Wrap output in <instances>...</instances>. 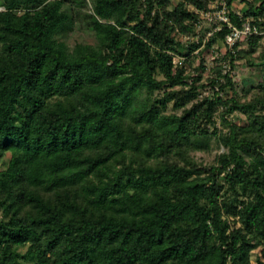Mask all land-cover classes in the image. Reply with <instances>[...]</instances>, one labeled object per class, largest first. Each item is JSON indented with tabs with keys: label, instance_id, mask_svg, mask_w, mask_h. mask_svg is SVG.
Listing matches in <instances>:
<instances>
[{
	"label": "trees",
	"instance_id": "trees-1",
	"mask_svg": "<svg viewBox=\"0 0 264 264\" xmlns=\"http://www.w3.org/2000/svg\"><path fill=\"white\" fill-rule=\"evenodd\" d=\"M220 1L1 2L0 264H264V0H228L261 33L210 68Z\"/></svg>",
	"mask_w": 264,
	"mask_h": 264
},
{
	"label": "rangeland",
	"instance_id": "rangeland-1",
	"mask_svg": "<svg viewBox=\"0 0 264 264\" xmlns=\"http://www.w3.org/2000/svg\"><path fill=\"white\" fill-rule=\"evenodd\" d=\"M2 1L3 0H0V4ZM174 2L177 3L178 0H174ZM90 7H91V5H89V10H90ZM234 7L238 11V10H241L242 8H246L247 6L243 3L242 0H236ZM3 9L4 8L0 5V10H3ZM206 23L207 22L205 20H203L202 27H197L196 33H199L200 35H205L206 37H210L209 33L213 31V27H210ZM193 38H194L193 35H191V36H185L184 35L181 38V40H182V42H184L186 44L188 41H191ZM67 39H68L70 44H74L76 42L94 43L96 40L93 33L84 27H78V28L74 29L73 32H70L68 34ZM263 42H264V39H263ZM239 47L241 49H247L248 48L247 43H241L239 45ZM227 48L228 47L223 42H218L215 46L216 52H213V51H211V52L205 51L204 52L205 59H207V64L210 68L212 66L216 65L215 59L219 57L218 52H222V54H224L227 51ZM181 52L185 53V51H183V50ZM197 52L198 51H196V53ZM257 55L258 54H256V56ZM175 58H176L177 63H180L182 60H184V58L182 57L180 52L177 54V56ZM192 61H193L192 65H190L189 62L187 63V67L190 71H193L194 68L200 64L201 57H197V58L193 57ZM228 68L229 67H227V69ZM232 75H233V78L235 81V87H236L237 91L241 94L244 92V90L257 86V84L262 79V73L258 69L248 66L246 59H244V58H240V59L235 61V68L232 70ZM232 118L236 122H241V121L245 120V116H243V115H237V116H234ZM211 143H212V146L214 148L213 151L211 153L196 152L194 155H195L197 160H199L205 164H210L215 159L216 154H219L225 150V148H223V147L220 148L217 145L215 140H212ZM256 252L257 251H255V253H254L255 255L253 256L254 262H255L256 254H258Z\"/></svg>",
	"mask_w": 264,
	"mask_h": 264
},
{
	"label": "built area",
	"instance_id": "built-area-1",
	"mask_svg": "<svg viewBox=\"0 0 264 264\" xmlns=\"http://www.w3.org/2000/svg\"><path fill=\"white\" fill-rule=\"evenodd\" d=\"M202 19H204L213 31L209 33L211 36L214 32L223 29L225 26L230 28V32L225 37V45L233 47L236 43L255 34H260L261 31L252 25L250 22H245L242 27H237L232 24L229 17L228 0H221L217 7L209 11H201Z\"/></svg>",
	"mask_w": 264,
	"mask_h": 264
},
{
	"label": "crops",
	"instance_id": "crops-1",
	"mask_svg": "<svg viewBox=\"0 0 264 264\" xmlns=\"http://www.w3.org/2000/svg\"><path fill=\"white\" fill-rule=\"evenodd\" d=\"M236 1L233 3L235 5Z\"/></svg>",
	"mask_w": 264,
	"mask_h": 264
}]
</instances>
